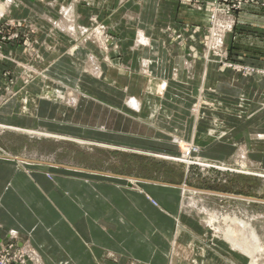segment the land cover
Listing matches in <instances>:
<instances>
[{
    "label": "rangeland",
    "instance_id": "1",
    "mask_svg": "<svg viewBox=\"0 0 264 264\" xmlns=\"http://www.w3.org/2000/svg\"><path fill=\"white\" fill-rule=\"evenodd\" d=\"M128 2L133 4L122 12ZM202 2L193 0L189 6L207 7L208 26L199 39L203 54L197 58H218L221 66L244 76H264V70L248 66L250 73L245 74L240 67L246 66L229 62L222 45L236 15L249 7L264 9L263 1L254 0L241 10L225 4L233 15L218 13L215 19L214 1ZM135 3L0 0V161L13 162L28 175L41 171L49 180L77 177L110 184L109 177H118L121 187H128V182L133 193L168 214V198H161L159 205L150 189L142 186L155 183L173 189L176 196L163 192L171 200L177 198L168 264L174 260V264H264V147L244 150L240 137L230 139L228 149L217 148L218 141L210 139L223 136L216 130L217 122L201 127V107L213 102L200 100L199 91H194L197 85L192 89L175 82L177 69L164 76L163 68L152 66L157 65L153 50L162 44L185 54L188 49V60L182 64L192 78L193 46L174 35L168 22L159 34L152 22L140 24ZM62 21L65 28L60 27ZM91 58L98 73L89 64ZM142 77L155 80L152 91L149 80L144 95H162L165 86L164 91L179 96L176 103L163 102L167 110L158 118L152 119L155 99L138 116L139 109L130 105ZM45 91L60 95L44 97ZM21 97L28 99L29 113L21 111ZM10 102H16L14 112L6 108ZM244 105L239 103L240 108ZM199 130L201 134L196 133ZM29 244L15 231H7L0 240V264H40L38 251ZM119 257L105 251L102 258L109 263L99 264H116L123 258V264H149Z\"/></svg>",
    "mask_w": 264,
    "mask_h": 264
},
{
    "label": "crops",
    "instance_id": "2",
    "mask_svg": "<svg viewBox=\"0 0 264 264\" xmlns=\"http://www.w3.org/2000/svg\"><path fill=\"white\" fill-rule=\"evenodd\" d=\"M202 1L203 4L207 0ZM130 3L133 4L126 3L121 11L124 8L128 10ZM192 3L193 0H136L135 12L140 24L152 22L156 26L155 33L159 34L160 28L168 22L175 30L174 35L179 34L187 46H193L194 57L196 53L195 60L191 58L190 61L194 62L192 78L188 77L182 64L184 59L188 60V49L185 54L164 44L156 50L152 48L157 64L152 66L163 68L164 76L177 69L181 78L176 75L175 82L192 89L197 85L194 91H199L200 100L213 102L201 107V127L207 129L212 122H217L216 130L223 136L210 138L218 141L217 148L227 146L224 149H228L231 147L230 139L241 137L245 141L244 150H260L264 147L258 143L264 142V76H244L237 70L221 66L218 58L214 61L197 58L203 54L199 39L205 35L208 18L206 4L201 5L200 10H193L190 9ZM235 21L234 28L225 35L222 44L228 53V61L264 70V9L249 7L241 10ZM153 38L159 40L158 35ZM139 79L136 94L132 95L140 104L136 115L145 110V104L155 99L152 119L158 118L163 110H167L163 102L176 103L179 99V96L167 93V89L156 97L144 95L152 78ZM141 89L143 94L137 95ZM192 97L193 92L189 102ZM240 102L245 103L242 108L239 107ZM15 105L16 102H10L6 108L14 112ZM169 113L171 115L174 111L170 109ZM12 119L17 120L15 114H12ZM256 136L261 139L257 140ZM93 178L96 179L95 175ZM116 178L109 177L110 184L83 182L77 177H53L49 180L41 171L28 175L16 168L13 162L0 161V240L7 231H15L38 251L40 264L109 263L102 258L105 251L119 255V258L131 256L149 264H168L177 198L171 200V196L166 197L163 192L176 196V191L155 183L142 186L150 189L152 199L159 205L161 198H168L169 214L163 213L143 195L133 193L128 182L125 183L128 187H121ZM125 259H119L116 264H123Z\"/></svg>",
    "mask_w": 264,
    "mask_h": 264
},
{
    "label": "bare ground",
    "instance_id": "3",
    "mask_svg": "<svg viewBox=\"0 0 264 264\" xmlns=\"http://www.w3.org/2000/svg\"><path fill=\"white\" fill-rule=\"evenodd\" d=\"M67 26V24L66 23H64L63 21L60 23V27L61 28H65ZM89 64H91V67H92V70H93V72H95V73H98V71H99V67H98V64L96 63V61L94 60V58L92 59L91 58V60H90V62H89ZM153 80H151L150 81V86H151V91H152V88L155 86V83L154 82H152ZM153 83V84H152ZM161 88H163V89H161V93H163V91H164V89H165V86H162ZM46 90V89H45ZM159 92H160V89H159ZM50 94V95H49ZM54 96V97H59V95H60V93L58 92V91H55L54 93H48L47 91H45L43 94H42V96H44V97H48V96ZM73 98V97H72ZM19 99H21L20 100V102H21V105H22V108H21V111L22 112H28L29 113V105H28V99L27 98H25V97H21V98H19ZM45 100V99H44ZM130 105L133 107V108H135V109H137L138 110V108H139V104L137 103V101L136 100H134V99H131L130 100ZM34 109H35V107H34ZM231 233H229V236H231L230 235ZM260 249H259V251L257 252V250H256V252H255V258H253L254 260H253V262H255L256 261V259H257V257H258V255L260 254V252H261V247H259ZM256 263V262H255Z\"/></svg>",
    "mask_w": 264,
    "mask_h": 264
},
{
    "label": "built area",
    "instance_id": "4",
    "mask_svg": "<svg viewBox=\"0 0 264 264\" xmlns=\"http://www.w3.org/2000/svg\"><path fill=\"white\" fill-rule=\"evenodd\" d=\"M213 1L215 4L213 18L215 19L218 13H221L222 15H224L226 17H231L233 15L231 13L232 10H231L230 6L225 5V4L232 3V4H234L235 9L241 10L244 6H246V4H249L250 2H252L254 0H213ZM258 1H261V2L263 1L262 3L264 4V0H258ZM233 24H234V22H233ZM232 25L231 26L229 25L228 28L231 29ZM240 69H242L241 71L245 72V74L250 73V70L247 67H245V68L240 67Z\"/></svg>",
    "mask_w": 264,
    "mask_h": 264
}]
</instances>
